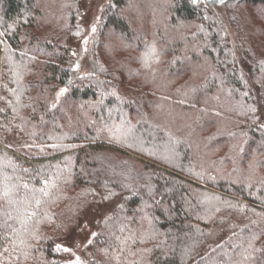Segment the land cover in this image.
Wrapping results in <instances>:
<instances>
[{"label": "trees", "instance_id": "obj_1", "mask_svg": "<svg viewBox=\"0 0 264 264\" xmlns=\"http://www.w3.org/2000/svg\"><path fill=\"white\" fill-rule=\"evenodd\" d=\"M39 1L0 0V32L5 33L0 37V97L5 98L0 131L16 129L32 145L20 151L0 144V158L12 160L25 179L29 175L22 169H29L34 184L37 172L47 175L56 166H70V175L63 173L67 182H58L45 206L51 219L38 226L41 239L29 241V258L17 261L14 253L3 258L11 264H61L55 234L94 199L95 183L103 197L123 199L94 239L93 264H236L242 251L236 245L246 247L252 233L259 236L253 248H264V122L248 111L254 98L204 9L193 0H110L103 10L104 36L110 31L120 50L132 47L135 54L122 51L104 71L94 65L96 75L81 80L65 64L52 32L39 30L42 20L65 23V5L47 12ZM228 2L264 12V0ZM152 45L159 62L145 69L141 57ZM104 48L109 50L108 44ZM261 60L255 71L264 90ZM19 63L26 67L17 84L11 68ZM184 74L189 79L176 82ZM59 87L68 91L52 108ZM11 89L22 93L19 116L6 103L15 104ZM122 119L132 134L127 140L110 138L105 125ZM53 144L66 147L53 149ZM223 145L225 153L211 154ZM103 151L124 156L138 175H123L122 181L109 175ZM129 235L135 239L122 243ZM4 247L11 252L0 239V253ZM252 256L245 264H264V251Z\"/></svg>", "mask_w": 264, "mask_h": 264}, {"label": "rangeland", "instance_id": "obj_2", "mask_svg": "<svg viewBox=\"0 0 264 264\" xmlns=\"http://www.w3.org/2000/svg\"><path fill=\"white\" fill-rule=\"evenodd\" d=\"M110 0H40V7L45 11L57 10V4L61 3L65 5V17L66 22H60L55 25H48L45 21L41 22L39 30L44 32L45 28L48 29V34L52 32V40L55 47L65 55V64L70 65L73 69L74 65L79 63V71H74L78 77L86 75L89 71L93 72L92 76L96 73L93 70L94 65L101 68L109 66V63L117 61V59L124 52H133L132 47H123L119 49L116 46L118 37L112 35L110 31L103 33V10ZM229 0H225L224 4H219L217 0H210L205 3L204 0H199L197 4L200 8L204 9L205 15H207L210 21L211 27L218 31L222 43L233 54V62L236 69L239 71L240 76L244 80L248 91L254 98L253 105L251 107L256 108L255 119L258 122H264V90L262 89V80L259 74H256L255 68L258 67L264 59V16L263 9L261 7H252L249 5L234 6L231 5ZM242 18V19H241ZM245 30L242 25V21ZM95 24L97 32L93 35L90 32L91 26ZM200 24V28H202ZM81 32V36L75 35L77 31ZM247 31V35L252 40H247V36L244 33ZM209 34L208 31H206ZM47 35V34H46ZM210 35V34H209ZM84 36L89 38L88 51L85 53L82 51V39ZM108 44L109 50L104 48V45ZM252 45L253 49L250 47ZM258 43V44H257ZM102 44V45H101ZM246 46L251 51H244ZM243 49V50H242ZM109 51L107 54L106 52ZM75 52L74 56L72 53ZM135 54V52H133ZM133 63L129 62V65ZM106 77L105 72L102 73ZM257 75V76H256ZM120 76V75H118ZM122 76V75H121ZM111 79V78H106ZM189 79L188 74L181 75L176 82H183ZM113 82H118L111 79ZM129 86V85H128ZM61 88H57L58 92ZM66 95V94H65ZM64 95V96H65ZM238 121L243 122L245 118H236ZM256 125V122H254ZM207 132V131H206ZM0 144L8 149H15L23 151L27 149L25 145H31L18 130H1L0 131ZM227 146L223 145L211 150V154L225 153ZM107 154L101 155L103 163L108 171L109 175L117 179L123 180V175L132 173V177L138 175L136 169L129 166V163L125 158L119 155L115 158L112 156L113 152H106ZM132 161V160H131ZM123 177V178H122ZM127 184V183H125ZM93 194L96 193L94 199L85 204L74 218L63 230L57 231L55 234L53 248L55 251L56 259L61 264H75V258L79 257L83 264H93L96 260L93 249V233L96 235L101 229L104 221L107 217L111 216L117 207L122 202L123 196L118 195L112 199H105L103 197V191H100L98 184H94ZM96 237V236H95ZM223 236L219 238L221 241ZM89 239H92V243L88 244ZM217 241V242H218ZM62 245L69 248L71 251L65 253L63 251L57 252L56 245Z\"/></svg>", "mask_w": 264, "mask_h": 264}, {"label": "snow or ice", "instance_id": "obj_3", "mask_svg": "<svg viewBox=\"0 0 264 264\" xmlns=\"http://www.w3.org/2000/svg\"><path fill=\"white\" fill-rule=\"evenodd\" d=\"M199 0H193V3H198ZM205 3L210 2V0H204ZM219 4H224L225 0H217ZM208 17H205L207 19ZM11 27V26H9ZM200 31H204L203 28ZM91 34H95L97 32V27L93 24L90 28ZM5 35L4 32H0V37ZM75 35L81 36V32L78 30ZM2 42V41H0ZM89 45V38L84 36L82 39V51L87 52ZM5 51L8 53L7 59L9 62L12 61V52L7 47ZM26 52H21V56H25ZM74 56L75 52L72 53ZM34 59V58H33ZM159 62V54L155 45H152L148 48V50L141 57L142 67L145 69H150L153 63ZM26 67L23 63L13 64L12 72L15 77L14 82L19 84L22 79L21 71ZM80 64L77 63L73 67V71H79ZM105 69L101 66L100 71H104ZM93 75L92 71H89L85 76H80L79 79H87ZM103 84V82H98ZM68 91V88H61L55 94V102L51 105L52 108H56L59 104L61 97H63ZM12 96L15 98V104L13 105L11 102L6 101L9 107H12V111L16 116H19V106L20 105V96L22 93H19L17 89L10 90ZM103 97V93L101 94ZM112 96H115L117 99H121L116 91L111 93ZM247 95V93H245ZM4 97H0V100H4ZM100 103H103V99H101ZM4 108H0V113L4 112ZM248 111L255 113L256 108L249 107ZM23 131V128L20 129ZM105 130L108 131L110 138L116 140H127L128 137L132 134V127L130 124H127L123 119L119 124H111L105 125ZM35 135V133H33ZM51 139V137H49ZM7 147H11V145H6ZM26 147H31L32 145H25ZM53 149H63L66 146L63 144H53L51 145ZM44 149L41 148L40 151ZM3 162H0V229H3L4 232L0 233V239L6 240L8 244L11 246V252L9 247H4L3 252L0 253V264H11V259L5 260L4 254L8 253L10 257L14 253V259L20 261L21 259L27 260L30 255L31 244L30 240L39 241L41 237L37 235L38 226L43 222L44 219H51L48 215L45 206L48 204L50 200H53L54 193L59 189V183L61 180L67 182V177L63 176V173H68L70 175V166H65L63 169L56 166L55 172H49L47 175L43 173V171L37 172L35 175L39 177L37 183H32L33 176L30 173V170L27 168L22 169L25 174L29 175V179H25L24 176L20 175L18 171V166L10 159H4ZM11 169V172L8 169ZM108 199V197H104ZM216 199H219L218 197ZM204 203V201H201ZM231 206V205H230ZM234 207V206H233ZM215 211H220L218 207L215 208ZM240 211H244V207L240 206ZM147 219V217H145ZM253 224H256V221H252ZM123 231V229H121ZM244 229H241L243 232ZM96 236L93 233L94 239ZM92 239H89L88 244L92 243ZM133 235H129L122 243H127L128 240H134ZM259 239V236L256 233H252L250 238L247 240V246L243 243L236 245V247L241 248L242 251L239 253L241 259L236 262V264H245L246 261L253 258L252 252L254 251H264L262 249L253 248V243ZM143 242V240H141ZM219 247H223V245H219ZM56 251H63L65 253L70 252L71 250L67 247H63L62 245H56ZM123 251V248L121 249ZM215 251V249H213ZM119 262V257H116ZM75 264H83L79 257L75 258Z\"/></svg>", "mask_w": 264, "mask_h": 264}]
</instances>
